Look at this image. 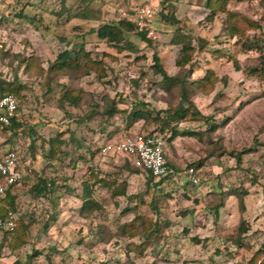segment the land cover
I'll return each mask as SVG.
<instances>
[{
    "label": "rangeland",
    "instance_id": "obj_1",
    "mask_svg": "<svg viewBox=\"0 0 264 264\" xmlns=\"http://www.w3.org/2000/svg\"><path fill=\"white\" fill-rule=\"evenodd\" d=\"M167 1L191 47L180 69L175 26L159 24L151 46L134 30L114 44L96 36L135 6L156 17L158 0H0V81L19 119L1 136L33 171L10 192L18 223L0 237V264H264V0H229V19L211 21L203 0ZM83 9L96 19L80 18ZM152 54L167 76L212 73L207 94L188 97L214 132L200 118L168 122L179 90L161 88ZM131 109L145 116L128 125ZM172 127L197 136L168 141ZM149 132L165 141L171 181L147 182L123 156H98L105 141ZM38 177L50 187L36 196ZM88 193L94 204L81 215Z\"/></svg>",
    "mask_w": 264,
    "mask_h": 264
},
{
    "label": "trees",
    "instance_id": "obj_2",
    "mask_svg": "<svg viewBox=\"0 0 264 264\" xmlns=\"http://www.w3.org/2000/svg\"><path fill=\"white\" fill-rule=\"evenodd\" d=\"M89 1L91 2L93 0H89ZM97 1H101V0H97ZM158 1H159L160 6H161L160 12L158 13V15H156V17H154L153 13L151 16V22H152L154 29H156V27L159 26V24H163L164 26H175L176 27L175 30L178 31L177 28L180 24H179V21H177L174 17L173 6L171 5V3L167 0H158ZM228 1L229 0H204L203 7L205 10L208 11L206 19L208 21L213 20L215 15L218 12L226 14L225 10H226V5H227ZM165 11H166V13H164ZM83 12L79 16L80 18L96 19L95 16L90 14V10L83 9ZM229 15H230V13L225 15L226 20L229 19ZM227 27L230 28L229 30H230L231 35H232V32L234 33V30H236L233 26L229 27V24L227 25ZM131 30H134L133 20L127 19V18L126 19L121 18L115 24H108V25L101 26L96 31V36L98 39L104 40L108 44H114V43H119L122 40L123 35L129 31H131ZM134 32H135V30H134ZM179 32L180 31H178V33ZM178 33L176 36L172 37V42H175V44H179L181 47L179 59L175 62V66L180 69V68H183V66L189 62V52L191 51V49H190L191 47L189 45L190 43H189V40L187 39L186 35H183L182 33H179V34ZM135 34L138 36L139 40L142 43H145L147 46H151V43L148 41V39H146L144 37L143 34H138L136 32H135ZM121 48L129 49L132 52L134 50L133 46L130 45L129 43H124ZM121 48L118 47L117 49L121 50ZM66 54L67 53H64L63 56L65 57ZM151 59L153 62V65H152L153 69L161 78V82H160L161 88L166 90V89H168L169 85L173 84V85H176L178 87V90H179V103H178L177 107L174 108L173 110H166L163 113L169 117L168 122L172 121L173 124H177L180 121L198 120L200 118L203 120V123H205V125H206L208 122V117H204V116L200 115V113H198V111L195 110L192 101L188 97V90L191 93L196 92V93L207 94V92L210 90L209 84L212 81V79H211L212 73L207 71L203 77L196 79V80L187 81V80H185V78H181V76H180V78L175 77V76H167L165 71L162 69V67L158 61V58L155 54H152ZM192 72H193L192 67L186 71L187 74L188 73L191 74ZM13 94H14L13 91L9 87V83H4V82L0 81V97H2L4 95H8V96L13 97ZM16 105H17V102H16ZM133 109H131V111L128 113V117H127L129 119L128 125H130L131 123H134L135 121L143 119L145 116L143 114V112L135 111ZM189 109H191V113L193 115H188ZM17 110H18V107H16L15 116L11 118L9 126L3 127L1 132L11 133V132L16 131V129L19 126V123H18L19 119H18V115H17ZM110 110L112 112L115 111L112 107ZM206 126H207V129L205 131L207 133H211V132H214L216 130L215 124L214 125L213 124L212 125H206ZM144 134L152 135L155 133L149 132V133H144ZM188 135L189 136H197L196 133H193V132L187 131V130L182 131V132H177L174 130V127H172L170 129V135H169L168 141H172L177 136H188ZM164 143H165V141H164ZM164 157L167 161L165 153H164ZM18 160H19L20 164L30 166L28 164L23 163L21 157H19V156H18ZM236 160H237V162L239 161L238 156H237ZM131 168H133V167H131ZM167 168H168V174L165 177L158 178V179H155L146 170H140V169H135V168H133V169L137 170L141 173H144L145 176L147 177V182L156 181L157 183H162L164 181H171L172 180L171 178L174 177V172L172 171L171 166L169 165L168 161H167ZM31 175H33L32 170H31L30 175L25 177L18 185H21ZM0 181H1V179H0ZM18 185H15L13 187L7 186L3 195L0 197V217H3L8 210L16 213V209L11 204L13 198L10 196V192L12 191V189H14ZM48 187H50V183H46L44 180H42L38 177L37 182L32 186V190H33V192H35L36 196H38V195L42 194L44 190L48 189ZM115 194L116 195L123 194V189L120 190L119 192H116ZM244 194L245 193L243 192L242 194L237 196L238 207L241 210L243 209L242 196ZM224 195L226 197H229V196H234L235 193L230 192V193L222 194V196H224ZM88 196H89V193L83 197V202L79 208V212L81 215H83L84 212L88 211L90 209V206L92 204H94L91 201H88L89 200ZM219 207H221V206L220 205L215 206V208L213 209L214 214L217 213V210ZM17 223H18V217L15 221L14 229L9 233L3 232L0 237H2L4 239L7 235L14 234V232L16 231V228H17ZM238 229H239L240 234L246 232L245 229L242 228V223L239 224ZM236 242H238V241H236Z\"/></svg>",
    "mask_w": 264,
    "mask_h": 264
},
{
    "label": "built area",
    "instance_id": "obj_3",
    "mask_svg": "<svg viewBox=\"0 0 264 264\" xmlns=\"http://www.w3.org/2000/svg\"><path fill=\"white\" fill-rule=\"evenodd\" d=\"M130 16L134 22L135 32L150 39L154 33L151 10L147 6H135ZM16 107V101L12 96L0 97V197L7 186L18 185L30 175L32 170L31 166L20 164L15 146L4 143L1 136L2 128L9 126L11 118L15 116ZM164 145V140L157 134L135 133L126 135L120 140L105 141L98 147V156L100 158H106L111 154L123 156L131 167L146 170L158 179L168 174ZM191 172L188 170L187 174L190 181L195 184L197 179ZM171 179L173 180L174 177ZM16 219V213L10 210L0 217V236L3 232L9 233L14 229Z\"/></svg>",
    "mask_w": 264,
    "mask_h": 264
},
{
    "label": "crops",
    "instance_id": "obj_4",
    "mask_svg": "<svg viewBox=\"0 0 264 264\" xmlns=\"http://www.w3.org/2000/svg\"><path fill=\"white\" fill-rule=\"evenodd\" d=\"M203 4H204V0H203L202 3H201V5H202V9H203V10H202V9H201V10H202L203 12H205V11H207V10L204 9ZM143 6H146V5H143ZM193 8H194V7L190 6V7H189V10H194ZM198 13H199V12H198ZM207 13H208V11H207ZM197 16H198V15H197ZM174 17H175V19H176L177 21H179V19H180L179 17H177V16H174Z\"/></svg>",
    "mask_w": 264,
    "mask_h": 264
}]
</instances>
